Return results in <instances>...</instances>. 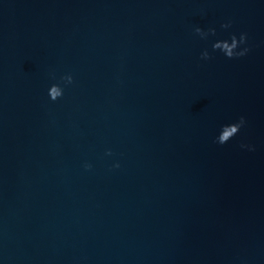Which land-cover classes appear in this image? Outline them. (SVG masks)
Returning <instances> with one entry per match:
<instances>
[{
    "label": "water",
    "instance_id": "95a60500",
    "mask_svg": "<svg viewBox=\"0 0 264 264\" xmlns=\"http://www.w3.org/2000/svg\"><path fill=\"white\" fill-rule=\"evenodd\" d=\"M0 264H264V0H0Z\"/></svg>",
    "mask_w": 264,
    "mask_h": 264
},
{
    "label": "clouds",
    "instance_id": "9594fccd",
    "mask_svg": "<svg viewBox=\"0 0 264 264\" xmlns=\"http://www.w3.org/2000/svg\"><path fill=\"white\" fill-rule=\"evenodd\" d=\"M221 29L227 30L232 27V21L228 20L219 25ZM193 34L199 37L200 40H207L210 36L214 37L217 34V29L215 27H209L203 29L199 26L193 28ZM250 51L249 37L246 32H240L238 35L236 33H230L225 39H216L211 43V52L205 48L199 53V60L209 61L212 59V53L218 52L224 58L228 60L239 59L246 56ZM50 78L55 77L54 72L49 73ZM60 79L63 81L64 86L71 85L73 83V75L67 73L62 75ZM64 95V87L57 85L49 86L47 90V96L51 101H56L62 98ZM246 125L245 117L241 116L237 121L229 123L228 125L222 126L226 129V132L222 131L214 138V143L219 145L226 144L230 139L236 136L242 128ZM241 148H246L248 151H254V146L251 144H241ZM105 156H112L113 153L111 149H106L104 152ZM85 170H91L92 165L85 162L83 164ZM112 169L120 168L119 162H113L111 164Z\"/></svg>",
    "mask_w": 264,
    "mask_h": 264
}]
</instances>
